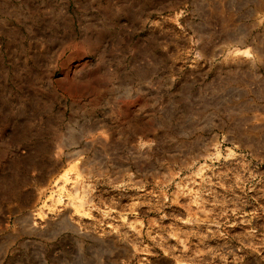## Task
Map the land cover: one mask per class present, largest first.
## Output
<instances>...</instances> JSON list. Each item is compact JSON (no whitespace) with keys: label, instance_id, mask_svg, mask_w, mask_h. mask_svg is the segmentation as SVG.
<instances>
[{"label":"rangeland","instance_id":"rangeland-1","mask_svg":"<svg viewBox=\"0 0 264 264\" xmlns=\"http://www.w3.org/2000/svg\"><path fill=\"white\" fill-rule=\"evenodd\" d=\"M99 248L264 264V0H0V264Z\"/></svg>","mask_w":264,"mask_h":264},{"label":"bare ground","instance_id":"bare-ground-1","mask_svg":"<svg viewBox=\"0 0 264 264\" xmlns=\"http://www.w3.org/2000/svg\"><path fill=\"white\" fill-rule=\"evenodd\" d=\"M66 218V217H65ZM26 221V220H25ZM32 227V226H31ZM76 229V228H75ZM79 231V230H78ZM111 244H104L103 246H102V249L105 251L106 250V252H107V250H109L111 247ZM100 249L101 248H99V250H95V260L93 261V264H100L101 263V255H100ZM109 252V251H108ZM86 262L84 261V260H82V262H81V264H85Z\"/></svg>","mask_w":264,"mask_h":264}]
</instances>
